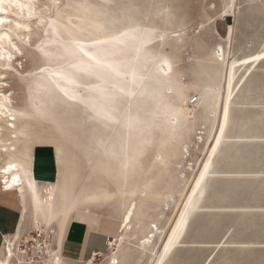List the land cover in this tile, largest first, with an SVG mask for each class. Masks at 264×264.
I'll use <instances>...</instances> for the list:
<instances>
[{"label":"rangeland","instance_id":"1","mask_svg":"<svg viewBox=\"0 0 264 264\" xmlns=\"http://www.w3.org/2000/svg\"><path fill=\"white\" fill-rule=\"evenodd\" d=\"M32 3V14L23 17L0 11L30 24L17 29L20 37L12 35L11 64L0 66V93L16 112L13 143L32 155L40 147L52 152L53 170L46 171L55 174L68 197L78 196L83 208L76 210L102 214L116 226L121 205L132 199L137 205L121 260H110L107 248L94 264H264V0ZM128 26L140 34L125 47L119 38ZM144 27L160 35L145 47L134 44ZM106 34L110 37H101ZM74 37L98 55L104 54L100 46L118 48L104 55L117 62L112 59L109 70L74 72L76 82L68 84L78 92L73 99L47 71L69 68ZM126 68L140 74L141 79L131 75L139 85L128 84ZM93 84L100 90L90 88ZM216 84L217 92L207 93ZM126 88L132 91L127 94ZM169 102H179L183 112L162 117L160 109ZM105 112L112 118L106 119ZM0 134L8 137L4 128ZM102 145H126L125 154L135 160L122 173L117 163L105 171ZM197 181L201 188L194 195ZM101 189L105 199L80 200ZM42 190L47 192V185ZM190 196L195 203L185 214ZM154 224V251L142 252L137 242L150 230L145 226Z\"/></svg>","mask_w":264,"mask_h":264},{"label":"bare ground","instance_id":"2","mask_svg":"<svg viewBox=\"0 0 264 264\" xmlns=\"http://www.w3.org/2000/svg\"><path fill=\"white\" fill-rule=\"evenodd\" d=\"M53 1L55 4V2H57L58 0H53ZM0 9H2V11H5L6 13L12 12L13 14H16L20 17H23L25 14H32L33 3H32V0H2V3H0ZM0 20H3V23H0V60L3 59L2 62H0V66L3 67L4 65H10L11 64L9 62L11 59V55H12L11 49L16 48V45L14 44V42L12 41V38H11L12 35H16V36L20 37L21 34L17 31V29H19V28L27 29L30 27V24L28 22H21L19 20L11 19L8 14L1 15ZM7 20H11L14 24L5 25L4 22ZM5 26H8V29L11 32L5 30L4 29ZM123 30H124L123 31L124 34L122 33V36H120L119 40L121 41V43L123 42L125 47H128L130 45V43L132 42L130 40V37L134 36V39H136L137 38L136 32H138V35L140 33H139V30L137 28H135L134 26H130V27L128 26L127 28H125ZM141 31H142L141 33H143V36H141L137 42H135V40L133 39V41L135 42V43L134 42L133 43L136 45H140V46L144 45V47H145V45L156 42L155 40L158 38V36H160L158 33H156V28H154V27H144V29ZM23 32H21L22 36L25 34ZM157 32H159V31H157ZM101 37H103V38L110 37V35L106 34V35H103ZM113 37H114V39H118V37H116V36H113ZM72 40L76 41V44H75V47H73V49H72V52L74 51V53L71 54V56L68 55V58L70 56L69 59L71 60L69 68L65 69V70H62V69L61 70L60 69H56V70L53 69L51 71L48 70L47 73L55 74L56 79H57V81L55 82V86H57V88L60 89L61 91H63L64 93L67 92L68 94L65 96H68L69 98L71 97L74 99L75 97L78 96V92L75 89H73V87L71 88L68 86V84H72L73 82H76L75 81L76 77L74 76V72L76 70H80V69L81 70H84V69L88 70L89 68L98 71V70H102V68H104L106 65L111 66L112 63H114V61L116 62V60L112 58L114 60L113 61L111 58H110L111 60L108 58H105L104 55L108 54V52H110L111 50L115 52V50H113V49L118 48V46L113 45V44L110 45L108 43H107L108 45H106V46H100L98 48V50L104 51V54H102L103 52L101 51V55H98L96 52L90 51V50H88V48L86 49L85 47H83L84 51L89 52L91 55H94L97 59L102 61V65H97L95 60L88 59V56H85L83 54V52L80 51L81 46L77 43V41H79L81 39L74 37ZM103 41H101V42H103ZM97 42H99V41H97ZM116 44L118 45V42ZM5 45H8V46H5ZM100 45H102V44H100ZM68 49H69V47H67V46L63 47V50L66 51L68 54L72 53L71 50H68ZM70 49H71V47H70ZM64 51H63V53H64ZM118 52H120V51H117V53ZM67 53H65V55H67ZM118 54L120 55V53H118ZM127 58H128L127 60L125 59L126 61L129 60L128 56H127ZM119 60L120 59H117V61L120 62L119 64H121V60L120 61ZM111 61H113V62H111ZM123 61H124V59L122 60V62ZM126 61H124V62H126ZM116 64H117V62H116ZM116 64L113 66H116ZM86 68H88V69H86ZM91 69L89 71H91ZM104 69L109 70L110 68L108 69V67H107ZM126 69H128V68H126ZM130 70H131V68H130ZM130 70L129 69L127 71L125 70L129 74V75L127 74L128 79H129V76H131L132 74L133 75L134 74L139 75L138 77L140 78V74H138L136 71H130ZM44 71L46 72L45 69H44ZM111 72H113V71H111ZM1 73L2 72H0V74ZM113 73H115V69H114ZM121 73H122L121 74L122 76L118 77L120 79L123 77L125 72L122 71ZM115 74H116V76H118L117 73H115ZM105 75H106V73H105ZM135 75L133 77H135ZM116 76L114 75L113 78L116 79L117 78ZM65 77H67V79H65ZM111 77H112V75H111ZM133 77L131 76L130 80H127L129 85H131L130 84L131 81H132V83L136 82V85H137L138 81H140V79H141V78L140 79L138 78L139 80H135L136 78H133ZM59 80H60V82H59ZM115 82L116 81H114V83ZM115 85H118V84H115ZM138 85H139V83H138ZM91 87L94 90L96 88L98 91L100 90V88H98V85H96V84L91 85L90 88ZM121 89H122V86H121ZM126 89L129 90L128 93L126 90L127 94H129V92L132 91V88L131 89L126 88ZM218 89H219L218 84L212 85L207 90V93L209 91L217 92ZM97 90H95V91H97ZM102 90L103 89H101V92L104 91V90L103 91ZM122 90H124V89H122ZM95 91L93 92V94L95 93ZM101 92H99V93H101ZM214 94L216 95V93H214ZM217 95H218V93H217ZM103 96H104V93H103ZM103 96H101V97H103ZM90 97H96V96H92V95L87 96L88 99ZM7 100H8V96L4 92H1L0 93V121H2V122L4 121L5 124H4V127H2L0 125V128H4L7 131L8 137L4 138V136L0 134V164H1L0 165V179L3 180L2 185H3L4 189H14V190L18 191L20 199H21L22 204H23L22 220H24V217L26 214V212H25V210H26V205H25L26 204L25 203L26 197L29 198L30 205H31V211L33 213V216L35 217V219H40L41 222L45 223L44 225H37V223H35L36 226H33V227L40 228L44 231H48V230L52 231L53 244H52V247L50 248V254L47 257V264H61L62 257L57 252V248H56V245L54 243L55 229H54V227L49 226L48 223L53 217H55L57 215H59L60 219L65 222L67 220L68 216L74 210H76L77 208H83V206L78 205V202H77L78 196L73 195L72 197L71 196L68 197L65 190L64 191L60 190V188L57 186V184L55 182V174L53 172L37 171L32 167L33 155L30 153L29 149L23 148L20 150L18 148V145H15V143H13L16 141V139L14 138L15 135L12 137V134L15 133L13 120L16 117L14 114L15 111L11 112V110L7 106V103H5ZM178 100L181 101L180 97ZM96 104H98V103L96 102ZM92 108H95L94 105H92ZM158 108H159V106H158ZM115 109H116V107H115ZM182 110H183V108L179 102H177L176 104H171L169 102L165 105V107L162 110L160 109V112L163 113L161 116L164 117V116H166L164 114L169 113V111L180 112ZM95 112H97V111H95ZM105 113L108 114V112H105ZM181 113H179V114H181ZM111 121L113 122V120H111ZM166 125H168V124H166ZM131 126H132V124H131ZM164 126H165V124H164ZM165 127H164V129H165ZM13 138L15 139V141H13ZM126 147H127L126 145H119V146L102 145L101 146L103 158H104L102 163L104 165L103 168L105 171L110 172L112 170L113 163H117L116 165H117V167L120 168V173H122L123 168L126 167V165H128V163L130 161L133 162L135 160V157L132 153L131 154L130 153L125 154ZM37 149H46V148L40 147ZM35 153H36V151H35ZM37 154H35V155H37ZM164 157H166V156H163V158ZM163 158H161V160H163ZM122 175L123 174H121V176ZM144 183L149 184V180L144 182ZM44 185H47V189H48L47 192L42 190V186H44ZM80 197H81L80 200L83 199L84 201H88V202L92 203L93 201H97L98 199H105L106 198V190L101 189L99 192L96 190L91 191L87 194H82ZM136 208H137V205L133 199L130 202H128L127 204L121 205V207H120L119 214L117 215V216H119L120 221L116 226L113 227L114 233L109 238V242L107 244L108 253L110 254V260H112V261H118L119 262V260H121V256H122V254L120 252V250L122 249L121 246L123 243H128L130 241V239H129L130 233L128 231H129L132 219H134V217H135ZM137 221H138V219H137ZM145 227L150 228V230L147 231L146 235L139 238V240L137 242V247L142 252L147 250L150 252V254H152L154 251L152 245L154 244V240L156 237L155 235L157 232V225L156 224L147 225ZM26 231H24L20 234L13 233L11 235H5L4 236L3 242H2V251H1V255H0V264H12L13 263V259H14L13 257H14V255H16L15 245L19 241V239L22 237V235L26 233ZM58 232H60V229L58 230ZM133 233H135V232H133ZM133 233H131V235H133ZM96 256L97 255H95L90 261H87L83 264H94V260H95Z\"/></svg>","mask_w":264,"mask_h":264},{"label":"crops","instance_id":"3","mask_svg":"<svg viewBox=\"0 0 264 264\" xmlns=\"http://www.w3.org/2000/svg\"><path fill=\"white\" fill-rule=\"evenodd\" d=\"M47 150L35 149L36 153L34 152L32 163L38 171L53 170V154ZM25 203L26 214L22 220L23 204L18 191L4 189L0 184V255L5 235L20 234L28 228L36 226L35 223L37 225L45 224L33 216L28 197H26ZM102 218V214L95 216L90 211L78 209L74 210L65 222L60 219L59 215L49 221L48 225L55 229L54 243L57 252L62 257L61 264H83L90 261L95 255H106L107 244L114 233L115 222ZM59 229L60 232H58ZM104 246L105 251H102Z\"/></svg>","mask_w":264,"mask_h":264},{"label":"built area","instance_id":"4","mask_svg":"<svg viewBox=\"0 0 264 264\" xmlns=\"http://www.w3.org/2000/svg\"><path fill=\"white\" fill-rule=\"evenodd\" d=\"M1 187L3 188V180ZM52 231L31 227L15 245L16 255L12 264H47V257L53 244Z\"/></svg>","mask_w":264,"mask_h":264},{"label":"snow or ice","instance_id":"5","mask_svg":"<svg viewBox=\"0 0 264 264\" xmlns=\"http://www.w3.org/2000/svg\"><path fill=\"white\" fill-rule=\"evenodd\" d=\"M0 3H2V0H0ZM0 11H2V9H0ZM0 23H3V20H0ZM101 43H103V42H101ZM80 51L81 52H83V54L85 55V56H88L89 57V59H91V60H95V62H96V64L97 65H102V61L101 60H99V59H97L94 55H91L89 52H86V51H84V48H83V46H81L80 47ZM109 67H110V65H109ZM42 71H43V69H42ZM117 74H119V73H117ZM65 79H67V77H65ZM65 94L67 95L68 93L67 92H65ZM71 98V97H70ZM225 118L227 119V116H228V109H227V107L225 108ZM105 117L106 118H109V119H111L112 117L109 115V114H105ZM221 132H223L224 131V129H223V127H221ZM215 151V150H214ZM205 168L207 169V165H205ZM203 173L201 174V179H203ZM201 188V183H200V181H197L196 182V188H194L193 189V194L195 195L196 193H197V190L198 189H200ZM194 203H195V200L193 199V197L192 196H190L189 198H188V203L185 205V214H187V212H189L190 210H191V208H192V206L194 205ZM165 251H167V249H165ZM163 259V258H162Z\"/></svg>","mask_w":264,"mask_h":264}]
</instances>
